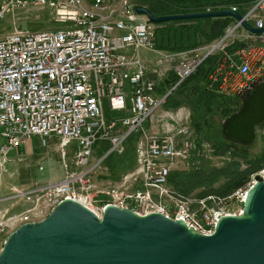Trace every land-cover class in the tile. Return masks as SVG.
Listing matches in <instances>:
<instances>
[{"label": "built area", "instance_id": "1", "mask_svg": "<svg viewBox=\"0 0 264 264\" xmlns=\"http://www.w3.org/2000/svg\"><path fill=\"white\" fill-rule=\"evenodd\" d=\"M137 4V0H0V19L18 8H36L46 9L53 22L63 24L60 28L35 31L14 27L0 35V173L6 171L8 153L32 136L38 137L41 145L46 144L48 137H57L63 161L66 147L75 142V160L80 166H87L92 145L99 139L108 144L100 161L113 152L122 154L129 138L143 129L142 123L153 118L170 92L208 54L221 51L228 55L225 43L242 27L241 21H236L225 29L223 38L209 46L163 50L156 45L157 25L134 10ZM240 14L252 26L263 27L264 0L253 1ZM259 35L264 33L248 32L249 37ZM141 48L155 53L151 63L139 55ZM240 50L241 63L230 56L226 69L238 74L239 79L229 85L228 92L220 89L236 98L253 81L264 77V48L248 44ZM221 70L219 66L216 73ZM172 73L176 76L174 83L162 92L163 81ZM221 75L222 83L225 75ZM211 78L215 79V74ZM105 111L118 115L108 118ZM183 116L180 110L159 113L156 121L162 123L161 132L144 133L137 142L134 171L123 175L118 185L121 187L104 192L113 199L108 203L118 207L138 214L158 211L210 234L222 215L241 212L242 205L232 211L226 202L237 199L242 204L256 176L264 178V169L254 174L246 187L225 199L214 195L191 199L174 190L168 182L173 162L189 157L196 148L189 126L182 123ZM96 164L81 172L66 173L56 182L27 189L14 187L24 208L17 213L0 208V234L43 219L63 199H76L94 210L89 204ZM158 197L168 199L174 211L168 204H157ZM95 212L100 217L101 213Z\"/></svg>", "mask_w": 264, "mask_h": 264}, {"label": "water", "instance_id": "2", "mask_svg": "<svg viewBox=\"0 0 264 264\" xmlns=\"http://www.w3.org/2000/svg\"><path fill=\"white\" fill-rule=\"evenodd\" d=\"M153 24L231 17L251 34H263L233 9L154 14L135 5ZM239 108L221 123L223 138L249 147L264 123V77L237 96ZM0 264H264V178L246 190L241 212L222 215L210 234L181 218L138 214L106 204L99 215L76 199L60 201L43 219L19 225L0 249Z\"/></svg>", "mask_w": 264, "mask_h": 264}, {"label": "rangeland", "instance_id": "3", "mask_svg": "<svg viewBox=\"0 0 264 264\" xmlns=\"http://www.w3.org/2000/svg\"><path fill=\"white\" fill-rule=\"evenodd\" d=\"M137 1H140L145 5L155 2V0ZM219 1L220 0H200L196 3H201L200 6H202V9L213 10L212 7L214 6L209 4L218 3ZM225 1L221 2L223 3ZM229 2H231L229 7L239 8L234 0H227V4H229ZM232 2H234V4H232ZM242 7L247 8L249 6L248 4H244ZM196 10L198 11L199 9ZM191 21L193 20L170 21L160 25L158 24L157 35L159 40H161L162 37H164V39L168 37L167 30H175L176 28H179L177 36H179L180 39H183L185 42L188 39L193 41V31L191 28H188L191 24L185 23H190ZM230 22L231 26H234L236 20L230 18ZM175 25H177V27ZM62 26V23H55L50 19L46 9L32 8L26 10L18 8L15 9L13 13H8L0 19V35H4L12 31L14 27L35 31L43 29H56ZM183 27L187 28L184 29ZM235 31L236 33H248V31H246L243 27H239ZM170 36L173 37L174 33H171ZM177 40H179L178 37ZM248 40V44L254 47H261V45H264V35H259L258 37L251 36L248 37ZM183 45H185L184 42H182V46ZM138 53L143 58H145L144 55L153 56L150 51L142 48L138 50ZM255 66L253 65V68H255ZM193 83L191 82L187 86H183L179 91L174 93L173 97L180 100L177 107H161L159 111L154 114L153 118H149V120L146 119L142 123L143 129L129 138L125 144V150L122 154L113 152L109 157H104L105 159L103 158L100 161L104 153L107 152L108 144L101 139L97 140L92 145V153L86 167L76 164L75 142H71L66 147L67 156L64 161L60 155L59 140L57 137H48L46 139V144L41 145L40 139L36 136H32L24 144L18 145L8 153L7 157L9 160L6 162V171L0 173V197L7 194L9 195L6 197L7 199L0 198V208L6 205L10 206L12 202L14 206L10 209V213L20 212L24 208L23 199L20 196L15 195L13 189L14 187L17 189H27L29 187L47 182H56L63 179L66 173L81 172L97 163L91 175L93 188L90 191L91 200L89 206L98 213H101L104 203L106 204L109 201H113L112 197L105 194L104 191L111 187H121L118 185H121L123 175L132 170L134 171L137 165L135 151L137 142L143 138L144 133L150 135L161 132L162 123L160 121H156V119H158L157 116L159 113L166 110L171 112L181 110L184 115L182 123L185 122V124L189 126L192 138L196 144V148L191 152L189 157L185 159H176L171 168L177 169L182 173H190L195 169H202L205 173H208L213 169L223 168L228 160L231 159V156L228 153L224 155H214L212 151V145L217 141L223 140L221 132L223 117L219 113L206 112L204 106L199 105L197 102L199 91L197 90L198 88L195 89L193 87ZM117 115L118 112L105 111V116L108 118H116ZM263 137L264 127H256V139L254 143L248 147V156L251 159L252 164L259 168L249 175V179H247L246 184L254 174L264 169L263 161L256 163L257 158H259L264 151ZM2 141L3 138L0 136V144ZM64 162H66V166H64ZM247 165V163L243 162L242 167L244 168ZM224 184H227V179L225 175H221L220 177H217V180L213 182L211 186L195 187L188 195L185 196L194 199L199 191H215ZM2 188L5 191H3ZM82 200H84L83 197ZM155 202L160 205L169 203L168 199L164 197L156 198ZM241 205L242 204L237 199H231L226 202V206L232 211H237ZM168 206L172 211H174L171 204H168ZM193 207H196V205L193 204ZM5 232L6 234L4 235L0 234V249L7 235L10 233L9 231Z\"/></svg>", "mask_w": 264, "mask_h": 264}, {"label": "trees", "instance_id": "4", "mask_svg": "<svg viewBox=\"0 0 264 264\" xmlns=\"http://www.w3.org/2000/svg\"><path fill=\"white\" fill-rule=\"evenodd\" d=\"M200 0H185V1H177V0H155L154 3L149 5H145L144 3L137 1L138 4L143 5L149 8L154 14L157 15H164V14H175V13H187V12H195L196 9H202L200 6L201 3H196ZM225 0H220L218 3L209 4L213 10L217 9H225L229 7L231 2L227 4V0L225 2H221ZM236 4L239 6L237 10L239 13H244L247 8H243L242 5L251 3L255 0H234ZM191 4V5H190ZM234 4V2H232ZM250 4V5H249ZM231 17H214L213 20L216 21L214 26L215 35L210 37V41H213L217 38H220L224 34L225 29L228 26L229 20ZM163 24V23H160ZM159 24V25H160ZM158 25V24H156ZM184 28V27H183ZM171 30V29H170ZM179 28L174 30L178 31ZM173 32V33H174ZM168 34V33H167ZM179 41L181 39L178 36ZM168 40V38H166ZM164 42V38H161V42L157 35L156 30V45L158 48H167L166 46H162ZM193 42V41H192ZM186 43V42H184ZM196 44L193 45H183L180 47H171L168 50H184L194 47ZM245 41L234 40L229 43L225 50L227 53L231 54L237 50L243 49L246 47ZM225 57L222 53L217 55L216 53L208 54L203 61L198 65L195 71L185 78L175 89H173L170 94L166 97L165 102L163 103V107L165 108H172L177 107L179 105V99H175L173 97L174 93L179 91L183 86H187L191 82L193 83V87L199 91L197 96V102L199 105H203L206 112L209 113H219L223 119L230 115L232 112L236 111L239 108V101L236 96L228 95L220 90V83L222 81L221 73H216L217 68L220 65L226 66L230 64L229 60H224L222 57ZM215 74V79H212L211 76ZM176 76L172 73L168 79L162 83L160 90L162 92L167 91L172 84L174 83ZM203 80L205 86L197 85V81ZM257 127H264V123L258 125ZM264 140V137H263ZM213 147V154L214 155H224L228 153L231 156V159L228 160L226 165L223 168H216L211 170L208 173H205L202 169H195L190 173H182L177 169H171L168 182L171 188L177 190L178 192L188 195L189 192L195 188L200 186L209 187L213 182L217 180V177L221 175H225L227 179V184L219 187L215 191H207L201 190L199 191L195 199L207 197L208 195H214L217 199H225L231 194H233L237 189L246 187L247 179H249V175L255 172L259 167L252 164L251 159L249 158L248 154V147L242 146L240 144L227 141L223 138V140L217 141L212 145ZM108 157L110 156L107 155ZM107 156L105 158H107ZM104 158V159H105ZM264 162V151L262 155L257 158V162ZM243 162L247 163L246 167H242ZM217 176V177H216Z\"/></svg>", "mask_w": 264, "mask_h": 264}, {"label": "crops", "instance_id": "5", "mask_svg": "<svg viewBox=\"0 0 264 264\" xmlns=\"http://www.w3.org/2000/svg\"><path fill=\"white\" fill-rule=\"evenodd\" d=\"M233 19V18H232ZM186 24H191L190 27L188 28H191V30L193 31L192 33V36H193V42L191 40H187L185 45H193L194 43L196 44L194 47H197V46H209L211 44H214L216 43L219 39L222 38V36H224V34L222 36H220L221 38H217L213 41H210V37L215 35L216 30H214V26L216 24V21L213 20V18H206V19H196V20H193L191 21L190 23H187L185 22ZM230 20H229V23H228V26L227 27H230L231 24H230ZM184 24V23H182ZM177 27V25H175ZM164 27V26H163ZM170 28V27H169ZM187 28V27H184V29ZM174 32V29H171V30H167V33H168V40L164 39V42L162 43V46H166L167 48H160V49H163V50H168L170 49L171 47H180L182 46V42H185L183 39H181V41L177 40V31L174 32V36L171 37L170 34ZM225 33V31H224ZM191 36V37H192ZM248 33L247 32H238L236 33L235 32V35H234V38H230L226 41V45L231 43L232 41L234 40H239V41H245L246 42V45H248ZM164 38V37H163ZM161 42V40H160ZM191 42V43H190ZM184 45V46H185ZM263 48H264V45H261ZM175 50V49H174ZM152 53L153 56H147V55H144L145 58H143V60H145V62L147 64L151 63L155 57V53H153L152 51H150ZM217 55L221 54L222 52L221 51H216L215 52ZM225 53L226 50H225ZM223 54V53H222ZM228 55L227 56H223L222 58L224 60H226L227 58L229 59L230 56L232 58H234L233 60L236 61L237 64H240L241 63V54H242V51L241 50H237L235 52H232L231 54L227 53ZM224 55V54H223ZM226 55V54H225ZM227 59V60H228ZM221 68H222V74L225 75L223 78H224V81L221 83L220 85V89L222 91H227L228 92V87L229 85L233 82V81H237L239 79V76L238 74L236 73H232L230 74V71H226L224 68H225V65H220ZM228 66V65H227ZM227 66H226V69H227ZM220 73V72H219ZM149 77H153L152 74H148ZM226 79V80H225ZM164 83V81H163ZM197 85H200V86H205V83L203 80H199L196 82ZM186 109V108H185ZM181 111V110H180ZM183 111V110H182ZM3 191H5L3 188H2ZM9 195H4L2 197H0L1 199H7L6 197H8ZM14 206L13 202L10 204V206L6 205L4 207H1V209H4V208H9V210Z\"/></svg>", "mask_w": 264, "mask_h": 264}, {"label": "bare ground", "instance_id": "6", "mask_svg": "<svg viewBox=\"0 0 264 264\" xmlns=\"http://www.w3.org/2000/svg\"><path fill=\"white\" fill-rule=\"evenodd\" d=\"M225 9H227V8H225ZM226 32V31H225Z\"/></svg>", "mask_w": 264, "mask_h": 264}]
</instances>
